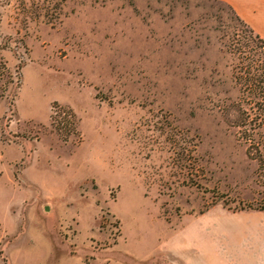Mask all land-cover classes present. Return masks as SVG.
Masks as SVG:
<instances>
[{
    "label": "rangeland",
    "instance_id": "obj_1",
    "mask_svg": "<svg viewBox=\"0 0 264 264\" xmlns=\"http://www.w3.org/2000/svg\"><path fill=\"white\" fill-rule=\"evenodd\" d=\"M238 16L0 0V264H264L238 231L264 223V162L235 78L264 47Z\"/></svg>",
    "mask_w": 264,
    "mask_h": 264
},
{
    "label": "trees",
    "instance_id": "obj_2",
    "mask_svg": "<svg viewBox=\"0 0 264 264\" xmlns=\"http://www.w3.org/2000/svg\"><path fill=\"white\" fill-rule=\"evenodd\" d=\"M250 30L254 31L252 28ZM253 36L261 42L260 44L255 42L256 45L264 47V38L257 32H254ZM254 37L253 41H255ZM235 78L241 83L243 93L236 108L238 112L236 125L239 126L240 136L246 143L247 153L262 163L264 162L263 154H255L252 151L254 148L259 151V146H264V133L260 131L264 128V60H249L247 64L241 66ZM71 116L74 117L75 114L71 112ZM248 207L264 208L262 205L251 204H248Z\"/></svg>",
    "mask_w": 264,
    "mask_h": 264
},
{
    "label": "crops",
    "instance_id": "obj_3",
    "mask_svg": "<svg viewBox=\"0 0 264 264\" xmlns=\"http://www.w3.org/2000/svg\"><path fill=\"white\" fill-rule=\"evenodd\" d=\"M228 2L237 12V14L260 36L264 38V0H224ZM251 220L254 216H259L264 220V208L249 210ZM240 238L245 240V243L251 240V237H256L259 246L264 250V223L257 224L250 222L248 224L238 225ZM257 243V242H256ZM256 244V245H258ZM256 251V250H255ZM257 252V251H256ZM264 263V256L249 257L245 262L249 263Z\"/></svg>",
    "mask_w": 264,
    "mask_h": 264
}]
</instances>
